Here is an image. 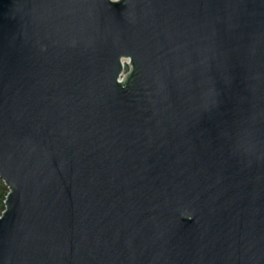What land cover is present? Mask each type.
Masks as SVG:
<instances>
[{
    "label": "water",
    "instance_id": "water-1",
    "mask_svg": "<svg viewBox=\"0 0 264 264\" xmlns=\"http://www.w3.org/2000/svg\"><path fill=\"white\" fill-rule=\"evenodd\" d=\"M0 180V264H264V0H0Z\"/></svg>",
    "mask_w": 264,
    "mask_h": 264
},
{
    "label": "trees",
    "instance_id": "trees-1",
    "mask_svg": "<svg viewBox=\"0 0 264 264\" xmlns=\"http://www.w3.org/2000/svg\"><path fill=\"white\" fill-rule=\"evenodd\" d=\"M8 191L7 186L0 180V215L4 211V200Z\"/></svg>",
    "mask_w": 264,
    "mask_h": 264
},
{
    "label": "built area",
    "instance_id": "built-area-1",
    "mask_svg": "<svg viewBox=\"0 0 264 264\" xmlns=\"http://www.w3.org/2000/svg\"><path fill=\"white\" fill-rule=\"evenodd\" d=\"M121 80H122L121 77H118V78H117V81H118V82H121Z\"/></svg>",
    "mask_w": 264,
    "mask_h": 264
}]
</instances>
